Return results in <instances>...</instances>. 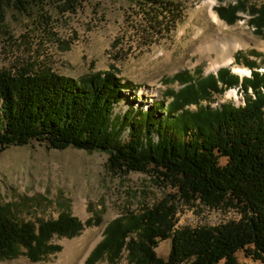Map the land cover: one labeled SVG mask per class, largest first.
Segmentation results:
<instances>
[{
  "label": "trees",
  "instance_id": "1",
  "mask_svg": "<svg viewBox=\"0 0 264 264\" xmlns=\"http://www.w3.org/2000/svg\"><path fill=\"white\" fill-rule=\"evenodd\" d=\"M132 1L149 7L148 25L143 29L147 34L170 32L179 19L172 1ZM49 2L52 7L62 2L61 11H75L78 4V0ZM45 4V0H0V22L7 9L24 13ZM164 9L169 14L165 23L159 19V15L167 16ZM240 12L250 13L249 25L264 38V0L260 4L237 0L218 8L219 17L228 24H234ZM236 59L252 69L241 84L228 67L205 77L198 76L199 69L186 70L165 79L166 83L178 81L183 85L180 89H169L147 108L137 106L139 97L134 96L118 113L115 109L127 97L126 91L138 86L118 76L113 65L79 79L47 67L3 71L0 152L33 141L56 150L103 151L113 174L145 173L175 190L140 213L127 211L113 219L87 264L102 259L117 264L124 252L130 264H243L237 258L241 250L264 264V72L257 70L256 60L243 59L240 51ZM239 85L243 104L211 107L216 95ZM221 158L227 159L225 165ZM180 205L233 209L239 217L216 226L178 228ZM91 222L88 219L86 224ZM81 230V221L66 213L39 223L0 215V260L26 256L32 262L42 261L61 249L49 242L55 235L72 237ZM167 239L168 256H159L155 247Z\"/></svg>",
  "mask_w": 264,
  "mask_h": 264
},
{
  "label": "rangeland",
  "instance_id": "2",
  "mask_svg": "<svg viewBox=\"0 0 264 264\" xmlns=\"http://www.w3.org/2000/svg\"><path fill=\"white\" fill-rule=\"evenodd\" d=\"M162 1L166 4L172 1L179 14L170 32L162 34H147L143 30L148 25L145 17L149 7L143 8L139 1L78 0L75 11H61L62 2L52 7L45 0L42 8L34 5L24 13L7 9L5 19L0 22V73L25 66L47 67L57 74L79 79L90 72L107 71L113 65L118 76L138 86L126 91L127 97L115 109L118 113L132 103L134 96L139 97L135 101L137 106L147 108L165 97L169 89H180L183 85L178 81L166 83L165 79L186 70L194 73L199 69L198 76L205 77L218 74L216 70L223 67L240 75L234 70L240 67L246 69L243 76L248 75L250 69L246 63L236 59L239 51L243 59L256 60L259 70L264 71V38L249 25L250 13H238L240 18L234 24H228L218 15L219 7L233 5L237 0ZM251 3L260 4L262 0ZM164 11L167 16L159 15V19L165 23L169 14ZM219 38L237 42L240 47L233 51L232 64L215 67L218 55L210 44ZM251 50L261 56L256 58ZM231 102L235 105L243 102V94L236 88L216 95L211 107ZM190 108L195 110L196 106ZM107 161L108 154L103 151L56 150L40 141L0 152L1 216L21 223H39L66 213L82 223V230L75 236L55 235L49 242L60 245L61 249L44 260L32 262L20 256L0 260V264H87V258L113 219L127 211L140 213L175 193L152 175L113 174L107 168ZM220 161L225 165L227 159ZM95 217L100 222L96 223ZM238 217L233 209L180 205L176 227L216 226ZM88 219L92 220L91 224H86ZM84 236L86 240L82 239ZM169 249L168 239L159 240L155 247L162 257L168 256ZM127 254L124 252L117 264H130ZM237 258L243 264H263L246 256L243 250L237 253ZM96 264L112 263L102 259Z\"/></svg>",
  "mask_w": 264,
  "mask_h": 264
},
{
  "label": "bare ground",
  "instance_id": "3",
  "mask_svg": "<svg viewBox=\"0 0 264 264\" xmlns=\"http://www.w3.org/2000/svg\"><path fill=\"white\" fill-rule=\"evenodd\" d=\"M214 19L217 20V16L214 14ZM210 47L215 50L218 55V60L214 63L215 67H220L221 65H230L233 62V51L240 47V44L234 41H229L226 38H219L211 42ZM210 49V48H209ZM214 67V68H215ZM236 72H239L241 75L246 72V69L240 67H234ZM84 212V210H83ZM82 212V213H83ZM86 240V236L82 238ZM82 243H80V248H82ZM80 248L77 250L79 251Z\"/></svg>",
  "mask_w": 264,
  "mask_h": 264
}]
</instances>
